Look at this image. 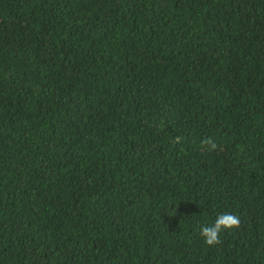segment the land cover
<instances>
[{"label": "trees", "instance_id": "trees-1", "mask_svg": "<svg viewBox=\"0 0 264 264\" xmlns=\"http://www.w3.org/2000/svg\"><path fill=\"white\" fill-rule=\"evenodd\" d=\"M0 264H264V0H0Z\"/></svg>", "mask_w": 264, "mask_h": 264}, {"label": "clouds", "instance_id": "clouds-1", "mask_svg": "<svg viewBox=\"0 0 264 264\" xmlns=\"http://www.w3.org/2000/svg\"><path fill=\"white\" fill-rule=\"evenodd\" d=\"M201 148L202 150L213 151L217 148V144L211 138H206L202 141ZM175 211L176 209L173 215ZM238 227L239 217L226 212L218 215L212 224L200 225L199 231L206 245L215 246L221 243L220 235L222 232L230 231Z\"/></svg>", "mask_w": 264, "mask_h": 264}]
</instances>
